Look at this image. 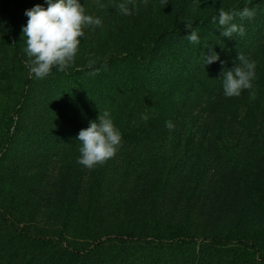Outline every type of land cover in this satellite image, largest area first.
<instances>
[{"label":"trees","instance_id":"16d2710c","mask_svg":"<svg viewBox=\"0 0 264 264\" xmlns=\"http://www.w3.org/2000/svg\"><path fill=\"white\" fill-rule=\"evenodd\" d=\"M197 1L136 3L126 24L121 0H111L110 15L109 7L95 15L103 26L84 29L75 63L36 79L25 65L22 30L26 10L47 8V0H0V264H264V0ZM245 7L254 16L233 21L243 36L225 37L212 23L221 8ZM186 20L199 44L186 39L193 30ZM213 51L220 60L205 64ZM239 53L256 62L257 78L251 90L226 97L223 70L239 64ZM104 111L127 150L89 169L76 162V138ZM252 125L257 132L246 131ZM249 139L245 158L240 148ZM157 143L163 157L152 171ZM181 143L197 151L173 161ZM229 144L223 177L214 176L213 159L192 160ZM132 175L142 193L118 208L132 197L116 203L117 182ZM212 185L224 204L208 213L211 225L199 238L192 219L205 214L199 188Z\"/></svg>","mask_w":264,"mask_h":264},{"label":"clouds","instance_id":"9594fccd","mask_svg":"<svg viewBox=\"0 0 264 264\" xmlns=\"http://www.w3.org/2000/svg\"><path fill=\"white\" fill-rule=\"evenodd\" d=\"M147 2L148 0H143L144 4ZM47 3V8L37 4L25 12L29 19L22 30L26 43L23 51L27 57L25 65L29 69L30 78L34 76L36 79H43L54 67L60 72L70 68L75 63L81 39L85 36L84 29L103 26L99 16L86 13L81 0H47ZM116 7L124 16H131L138 11L134 0H121ZM254 14L248 7L241 11H225L221 8L218 16L212 17V23H218L225 37L232 38L234 33L243 36L246 31L244 26L233 21L236 16L243 20ZM185 22L187 29H193L191 21ZM186 39L193 44L200 43V37L194 29ZM237 59L239 64H235L232 69L223 70L222 81L226 97H239L244 90H251L253 81L257 78L255 61L247 59L242 53H239ZM219 60L220 55L215 51L205 56V64ZM89 67L93 68L91 75L98 74L99 69L94 68L91 62ZM165 127L172 131L175 125L169 120ZM122 138V133L109 112H101L98 120L90 122V126L79 132L76 139L80 142V154L76 162L89 169L103 164L116 155Z\"/></svg>","mask_w":264,"mask_h":264},{"label":"rangeland","instance_id":"374dc122","mask_svg":"<svg viewBox=\"0 0 264 264\" xmlns=\"http://www.w3.org/2000/svg\"><path fill=\"white\" fill-rule=\"evenodd\" d=\"M148 1L149 2H154L155 0H148ZM199 1L202 2V0H198L196 3H198ZM134 2L135 3H140V2H143V0H134ZM110 5H111V0L110 1L109 0H106V2H102L100 0H90L86 4V6L84 4V6L86 8V13L87 14H91V15L95 16L98 13V15H101V17H103L104 14L106 15L108 13V7H109V15L113 12V10L111 9V6ZM120 18H122L123 19V22H126V24L129 23L130 16L120 15ZM257 128H258L257 125H252L251 126V129H248V130H246L245 128L244 129L246 131L257 132ZM187 134H188V130H187ZM232 134H234L237 137H243L244 136L242 134H236V133H232ZM247 137L248 136H246L245 138H247ZM198 140L199 139H197V145H200V143H199ZM252 141H253V139H249L246 142V144L242 145L241 148H240L245 158H251V153H252V147H251L252 143L251 142ZM154 145L156 146V149L151 150V152L149 154V156H150L149 157V159H150V165L152 166V171L154 170V168L156 166V163H157L156 161H157L158 155H159L160 158L163 157L161 155V153H159L160 148H157V147L160 146V143H157V144H154ZM183 147H184V144L181 143V144H179L177 146V149L176 150L174 149V153H172V154H174L173 161H176L177 162V161H179V159H176V158H180L181 159L183 155H185V154H187V155L190 154L191 155V154H193V153H195L197 151V149L195 147L193 149L188 148L189 150H187L186 148H183ZM173 148H174V144L172 143V144L169 145V149L172 150ZM221 149L223 151H218L217 150V147H216L214 149L215 151H213L216 155L214 154V155H211L210 157H206L205 154H206L207 150H206V148H204V149L201 150V154H200V157L201 158L199 159V158L193 156L192 160H195L196 163H199L198 166L199 165L202 166L205 163V160H207L206 158L213 159L215 161L214 162V164H215L214 176L216 175V176H222L223 177L224 174H225V170L227 168V162H226V160L228 161V159L232 158V156H231L230 153L233 152L234 149L231 147L230 144L228 145V147L221 148ZM126 150L127 149L125 148L124 144L121 143V145L119 147V150L117 151V153L114 156V158L116 160H119V158L122 155H124L123 153H126ZM128 150L131 151V149H128ZM236 152H238V151H235V153ZM170 156H168L166 158V169H165V171H168L171 168L172 160L170 159ZM255 156H256V154H255ZM183 160L184 161H187V160H189V157L183 158ZM163 162L164 161H162V165H163ZM157 164H159V162ZM208 164H211V162H208ZM202 170H203L202 167H200V169L198 171L196 169V171H197V178L199 177L198 174H200V172ZM33 172H35V171H33ZM209 174L210 173H208V175ZM153 176H155V174H153ZM136 183H138V179L135 176H133V175L130 176V177H126L124 179L118 180L117 186H116V191H115V193H118V199L115 202L116 203H119V201L121 199L131 198L132 197L129 202H126L125 203V201H127V200L121 201L119 203V206H117L118 208L120 206H122L123 204L125 206H128L129 203L134 202L140 196V193H142V192L141 191H135V189L133 187L134 185H136ZM214 187H215V185H212V186L207 187V188H206V186L199 188L200 190H203V192H206L204 194V196L201 198V202H200V204L203 206V210L205 211V214L204 215L203 214L199 215L200 216V219H198V221H197V217H195V215L192 217V219L194 220L195 226L198 228L196 230V233H197V236L199 238H200V236H202L203 234L206 233V228L210 227V225H211L209 222L205 221L206 218H209L208 213H210L213 208L215 209L214 212L221 211L219 209L224 204V203H222V201H223V196H222L223 193L218 194L217 192L214 191ZM49 190H50V187L47 186V185H45L44 188H42V193H43L44 197H45V195L47 194V192ZM189 191L195 192L196 189L195 188H192L190 186ZM189 191L185 190L182 193V195L188 196L189 193H190ZM41 196H42V194H41ZM111 196L112 195H109L108 199L111 200L110 203H113L112 202L113 199H112ZM107 200H105V201L109 205V203L107 202ZM184 205H185V202L182 201V206L184 207ZM43 207H44L43 208V211L45 212V205H43ZM180 208H182V207H180ZM43 211L41 213H39V215H38V222H42L43 221V218H44L43 217V214H44ZM209 219H211V218H209Z\"/></svg>","mask_w":264,"mask_h":264}]
</instances>
